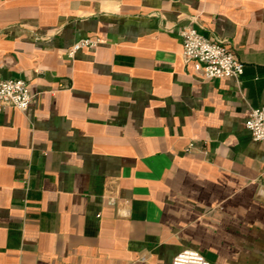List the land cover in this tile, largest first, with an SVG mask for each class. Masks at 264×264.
<instances>
[{
	"label": "crops",
	"instance_id": "1",
	"mask_svg": "<svg viewBox=\"0 0 264 264\" xmlns=\"http://www.w3.org/2000/svg\"><path fill=\"white\" fill-rule=\"evenodd\" d=\"M190 24L226 42L239 82L195 74ZM9 78L34 98L0 111V264H173L188 248L264 264V141L245 126L264 106V0H0Z\"/></svg>",
	"mask_w": 264,
	"mask_h": 264
},
{
	"label": "built area",
	"instance_id": "2",
	"mask_svg": "<svg viewBox=\"0 0 264 264\" xmlns=\"http://www.w3.org/2000/svg\"><path fill=\"white\" fill-rule=\"evenodd\" d=\"M183 56L192 63L194 72L203 79L233 78L240 81L244 64L235 56L224 40L205 36L195 25L185 26L180 31ZM102 43L99 37L91 36L77 40L67 54L73 57L83 48H95ZM34 98L28 82L20 78L0 79V111L13 107L25 112ZM247 130L256 141H264V106L251 108L245 122ZM189 147H193L190 143ZM264 194V190H262ZM145 261L146 257H142ZM135 264V263H133ZM173 264H212L200 251L184 249L173 258Z\"/></svg>",
	"mask_w": 264,
	"mask_h": 264
}]
</instances>
